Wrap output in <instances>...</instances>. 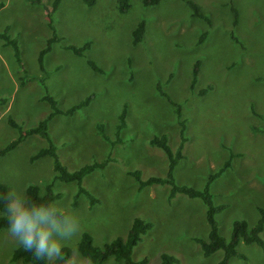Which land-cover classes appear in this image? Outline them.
Returning a JSON list of instances; mask_svg holds the SVG:
<instances>
[{
    "label": "rangeland",
    "instance_id": "obj_1",
    "mask_svg": "<svg viewBox=\"0 0 264 264\" xmlns=\"http://www.w3.org/2000/svg\"><path fill=\"white\" fill-rule=\"evenodd\" d=\"M52 1L0 0L5 6L0 33L17 40L22 60L20 65L13 47L0 38V149L18 135L9 117L29 128L49 112L41 100L46 92L63 110L93 94L73 114L54 116L49 136L68 171L110 160L82 179L97 200L91 203L84 193L75 198L76 182L54 180L53 157L32 159L49 144L30 135L0 155V183L10 190L12 209L20 210L30 184L43 193L53 183L60 197L52 206L65 213L64 222L47 218L43 209L29 219L46 236L49 262L68 247L63 264H88L78 250L83 233L102 248L126 238L133 220L141 218L152 226L133 247L134 260L160 264L161 255L168 254L175 264H218L223 250L205 256L196 240L208 239L210 230L203 201L182 193L169 199L166 183L140 189L130 172L139 171L142 179L166 177L167 156L149 140L166 135L176 151L183 120L186 141L173 170L175 183L202 190L209 175L231 159L209 184L213 204L224 205L215 216L218 232L229 239L235 221L245 220L249 227L258 222L259 208L264 209V0H193L204 18L184 0L148 6L127 0L124 12L120 0H61L52 14L61 41L52 43L41 71L39 52L53 35L47 11ZM141 20L145 30L135 43L132 33ZM87 42L83 56L63 47ZM163 92L180 105V118ZM123 109L125 126L117 132ZM260 237L264 241V229ZM23 242L14 230L2 229L0 264H23L11 259ZM237 251L242 256L231 257L228 264H264V248L256 243L242 241ZM103 264L123 263L109 257Z\"/></svg>",
    "mask_w": 264,
    "mask_h": 264
},
{
    "label": "trees",
    "instance_id": "obj_2",
    "mask_svg": "<svg viewBox=\"0 0 264 264\" xmlns=\"http://www.w3.org/2000/svg\"><path fill=\"white\" fill-rule=\"evenodd\" d=\"M61 0H53L51 6L48 9V20L49 26L53 31V35L48 38L46 46L40 50L38 56V64L41 71H44V56L48 53L52 48V43L61 41V38L56 34L55 27L52 24V14L57 10ZM86 1V0H84ZM161 0H143L144 5H156ZM194 11V14L204 18V14L201 12L199 6L193 0H184ZM90 2V1H88ZM2 7V3H0V8ZM127 0L119 1V9L121 11H126L128 9ZM145 30V22L141 20L137 27L133 30V40L135 43L141 41L143 33ZM205 37V33L201 35L199 41H202ZM0 38H2L7 45H11L14 50V56L16 60L22 64L20 50L15 38H10V36L6 33H0ZM89 42L84 43V45L80 47H76L73 45H64L65 49H70L78 56H83L85 50L89 46ZM88 64L91 66L93 70H99L98 67L92 61H88ZM199 61H196L193 68V77L191 82V89L195 86V82L197 80V72H198ZM32 79H36V76H32ZM42 85H44L43 80L45 78H39ZM207 90L203 89L199 91V94H204ZM162 95L166 96L171 103L176 108L177 118H180L181 111L180 105L176 102H173L169 96L163 92ZM93 94H90L87 98L79 102L78 104L63 110L57 106V102L49 93H45L42 95L41 100L46 101L50 107L49 112L37 123L29 128H23L19 123H17L14 119L8 118V123L10 126L16 128L18 130V135L12 139L9 143H7L3 148L0 149V155L7 153L8 151L14 149L20 142H22L26 137L30 135H40L48 142V146L45 148L39 149L33 156L32 159H37L44 155H50L54 159L53 168L55 171L54 180H60L64 182H76L78 190L75 194V198L77 195L84 193L90 198L91 203H95L96 198H94L83 186L82 179L83 177L90 173L91 171L104 168L107 162L110 159H105L102 162H93L90 164H86L75 171H68L64 165L61 164L60 160L57 157L55 151V145L51 141L48 132V122L57 114H73L77 109L86 106L90 100L93 98ZM181 125L180 130V143L177 147V150L174 151L170 145L168 144V138L166 135L154 136L149 140V143L152 146H156L160 148L168 159V171L166 177H148L147 179H142L139 171H131L130 174L135 177V179L139 182V188H143L145 186H149L152 184H170V191L168 198L172 199L178 193L185 194L190 198H200L206 209V219L209 224L210 230L208 234V239H199L196 238L197 242L201 245L203 253L205 256L212 254L217 250H223V257L219 260L218 264H228V261L233 256H242L237 251V245L240 242H245L247 244L256 243L264 248V241L260 237V233L264 229V209L259 208L260 219L253 226L249 227L247 221L238 220L233 223L232 231L229 239H226L222 235L219 234L217 228V222L215 216L218 212H220L224 205H214L212 198L213 196L209 192V184L217 177L221 175V173L229 166L230 160H227L223 163V165L215 172L211 173L208 177V181L206 186L202 190H197L185 185H178L175 183L173 177V170L178 160L183 156L182 149L184 143L186 141V137L184 134L185 123L183 120L179 121ZM102 126V125H101ZM125 126V109L119 114V123L117 125V132H119ZM102 128V127H101ZM234 154H232L233 156ZM231 157V156H230ZM53 183L50 182L45 185V191L43 193L40 192V186L35 184H30L26 188V198L24 203L22 204L20 210L27 212L28 219L35 216L40 209H43L45 212V216L50 219H55L58 222H64L65 213L60 210H56L52 206V202L60 197V194L54 193L52 190ZM12 195L10 193L9 188L0 183V231L2 229H11L20 234L25 238V233L23 230H17L14 226L15 219L18 215V211H14L12 209ZM73 205H76L74 200ZM152 224L148 221H145L141 218H135L129 228L126 238L117 237L110 242L104 244L102 248L97 247L93 244V240L90 234L83 233L81 239L78 243L79 252L86 258L89 259L88 264H103L109 257L114 258L117 261H121L123 264H145L146 259L142 260H134L132 257L133 247L141 240V236L146 233ZM33 241L31 244L23 242L19 247H17L12 254L13 261H21L23 264H63L65 260L68 258L70 254V249L68 247H63L59 250L56 258L49 262L47 259V251H48V241L43 247L40 246L41 233L36 228H32ZM177 260L168 254L161 255V263L160 264H175Z\"/></svg>",
    "mask_w": 264,
    "mask_h": 264
},
{
    "label": "clouds",
    "instance_id": "obj_3",
    "mask_svg": "<svg viewBox=\"0 0 264 264\" xmlns=\"http://www.w3.org/2000/svg\"><path fill=\"white\" fill-rule=\"evenodd\" d=\"M14 226L17 230L24 231L26 243L31 244L33 241V234H32L33 224L28 219L27 212L23 210L18 211V215L15 219ZM45 243H46V236L44 234H41L40 246L43 247Z\"/></svg>",
    "mask_w": 264,
    "mask_h": 264
},
{
    "label": "crops",
    "instance_id": "obj_4",
    "mask_svg": "<svg viewBox=\"0 0 264 264\" xmlns=\"http://www.w3.org/2000/svg\"><path fill=\"white\" fill-rule=\"evenodd\" d=\"M50 6H51V5H50ZM4 7H5V6H4V5H2V7L0 8V11H1V9H2V8H4ZM48 9H49V8H47V11H48Z\"/></svg>",
    "mask_w": 264,
    "mask_h": 264
}]
</instances>
